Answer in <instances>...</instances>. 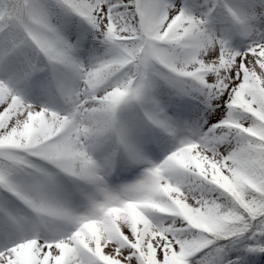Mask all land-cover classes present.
<instances>
[{"label": "snow or ice", "instance_id": "6c2138e0", "mask_svg": "<svg viewBox=\"0 0 264 264\" xmlns=\"http://www.w3.org/2000/svg\"><path fill=\"white\" fill-rule=\"evenodd\" d=\"M0 264H264V0H0Z\"/></svg>", "mask_w": 264, "mask_h": 264}]
</instances>
